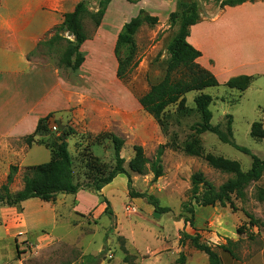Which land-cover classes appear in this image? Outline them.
I'll return each mask as SVG.
<instances>
[{
	"label": "rangeland",
	"instance_id": "obj_1",
	"mask_svg": "<svg viewBox=\"0 0 264 264\" xmlns=\"http://www.w3.org/2000/svg\"><path fill=\"white\" fill-rule=\"evenodd\" d=\"M81 1L67 0L68 9ZM137 1L111 2L97 28L90 15L98 11L99 0H86L89 14L83 25L88 40L81 47L87 63L84 71L81 68L73 71L59 63L67 40L74 41L68 33L60 32L63 39L51 45L48 42L53 34L49 33L32 54L36 63L57 67L63 78L84 91L87 110L78 119L50 118L31 144L28 136L12 141L11 152L0 158V186L6 184L1 183L4 172L17 166L18 173L10 189L13 193L22 189L26 168L51 161L53 142L62 134L66 136L74 160L76 181L83 187L92 184L96 177L108 175L115 167L111 134L125 140L121 155L127 170L136 145L142 146L147 158L153 160L160 146L175 142L183 147L191 140L193 126L200 120L194 103L199 92L187 94V113H179L177 105L167 110L166 132L139 104V98L166 76L170 60L168 48L178 31V26H171L170 15L181 14L183 3L198 6V15L189 18L191 31L209 23L207 33L215 47L227 45L231 37L238 44L264 38V0L246 3L240 9L222 7L225 0ZM140 10L157 17L158 23L143 25L134 36L133 44L122 45L116 53L118 35ZM238 19L251 23V30L247 32L250 40L241 37L243 32L236 25ZM229 26L230 32L224 33ZM196 34L188 39L192 45H196ZM201 57L198 63L205 69L208 65L207 70L214 74L216 68L212 59L203 58V54ZM119 62L125 69L122 79L117 76ZM98 66L100 69L96 70ZM247 76L255 80L244 92L227 87L228 81L204 90L213 99L212 124L221 133L207 132L199 137L203 158L166 149L162 157L163 177L154 180L152 173H131L133 190L146 194L147 198H131L128 178L120 175L100 192L86 188L75 195L59 194L56 201L50 203L32 199L15 207L0 205V264H140L165 251L179 254L182 250L185 253L192 250L191 240L185 239V235L199 234L195 225L185 224V218L190 219L191 213L183 212V205L190 202L192 175L200 171L216 186L231 177L211 168L205 158L212 155L238 161L246 172L251 168L252 158L235 148L240 146L264 160V140H256L250 134L253 123L261 122L264 127V73ZM230 116L232 134L227 132ZM53 122L58 131L51 129ZM260 187H264V176L247 189L244 200L234 201L237 210L229 205L195 208V219L198 216L206 235L218 233L235 237L237 244L247 250L242 255L245 258L264 252V202L257 199ZM148 197L168 210H156ZM105 200L110 202L113 215L106 214ZM157 211L161 213L159 218L153 216ZM247 214L252 216V223ZM239 228L242 233L238 232Z\"/></svg>",
	"mask_w": 264,
	"mask_h": 264
},
{
	"label": "trees",
	"instance_id": "obj_2",
	"mask_svg": "<svg viewBox=\"0 0 264 264\" xmlns=\"http://www.w3.org/2000/svg\"><path fill=\"white\" fill-rule=\"evenodd\" d=\"M113 1L99 0L98 11L90 15V18L93 19L97 28L100 27L107 8ZM128 1L131 3L138 2L137 0ZM257 1L259 0H225L222 2V7H236ZM182 5L183 11L181 14L174 12L170 15L171 26H178V31L168 48L170 60L166 76L161 82L151 86L148 92L139 98V104L145 112L156 120L163 128V131L166 132L164 119L167 110L177 105L179 113H187V94L190 92H199V95L194 99V103L195 111L198 113L200 120L193 126L194 135L192 139L187 141L183 147H180L175 142H169L166 145L160 146L153 160L147 158L142 146L136 145L134 146V156L128 165L129 170H127L125 168L126 161L121 155L125 140L117 135L111 134L110 137L115 154V167L108 175L96 177L92 184L83 187L76 181L74 160L70 154L66 136L62 134V136L53 142L54 158L47 163L27 167L23 177V187L14 193L10 187L15 181L18 167L11 166L6 184L0 186V205L15 207L32 199H39L50 203L55 202L59 194L75 195L86 188H94L97 192H100L104 187L110 185L119 175L127 176L128 191L131 198H147L146 194L136 193L133 190L131 173L138 175L152 173L154 180L163 177L164 168L162 157L166 149L181 150L190 156L204 157L203 145L199 137L207 132L215 134L221 133L220 129L212 124L213 113L210 107L213 99L210 95L204 93V90L218 87L219 81L214 74L198 63V59L202 56V53L188 40L191 35L189 18L198 15V6L194 3H183ZM88 14L86 0H82L75 6L72 12L65 15L64 22L50 32L53 36L48 42L49 45L63 39L59 34L60 32L68 33L69 36L74 38V41L67 40V47L60 56L59 61L60 65L70 68L73 71H78L85 62L81 47L88 40L83 25V20ZM158 21L157 17L151 16L144 10H140L136 17L124 25L118 35L115 52L117 53L122 45L133 44L134 36L143 25L155 26ZM122 65L123 63L119 62L117 76L120 79L125 77V69ZM254 80L255 78L253 76L242 75L231 78L226 83V86L244 92L250 88ZM50 118H52V114L40 119L36 131L27 137L29 144L32 143L35 136L43 132L44 124ZM227 132L232 134V116L229 117ZM250 134L256 140H264L263 123H253ZM235 148L251 156V168L245 172L238 161L212 155L207 156L205 161L211 168L231 177L220 186H216L200 171L192 175L190 202L183 205V212L187 211L191 213L192 217L190 219L185 218V224L189 223L191 227H194L196 207H215L217 205L227 207L229 205L232 209L237 210L234 201L244 200L247 196V189L253 183L259 182L263 178L264 160L253 155L247 148L240 146H235ZM148 199L156 210L160 212L168 210L160 208L158 201L153 197H148ZM257 199L260 202H264V187L258 188ZM105 203L107 204L106 214L113 215L110 202L105 200ZM247 216L251 219L252 223V216L248 214ZM238 232L242 233L240 228ZM185 239H190L195 249L205 253L209 258L210 264H222L220 251H228L225 245L213 246L202 242L199 235H185ZM175 264H188L185 252L179 254V258Z\"/></svg>",
	"mask_w": 264,
	"mask_h": 264
},
{
	"label": "crops",
	"instance_id": "obj_3",
	"mask_svg": "<svg viewBox=\"0 0 264 264\" xmlns=\"http://www.w3.org/2000/svg\"><path fill=\"white\" fill-rule=\"evenodd\" d=\"M243 5L235 8L240 9ZM75 6L68 9L67 0H0V158L11 152L12 141L32 135L40 119L51 114L52 118L62 121L78 119L87 110L82 89L63 78L57 67L36 63L31 57L39 44L64 22L65 15L72 12ZM236 25L243 32L241 37L244 36L245 41L250 40L251 35H247V32L251 30V23L238 19ZM210 26L209 23L196 26L189 39L197 33L196 45L193 46L202 52L203 58L212 59L216 68L214 74L220 83L238 75L264 73V38L238 44L231 37L227 45L215 47L210 43L211 35L207 33ZM227 28L224 33L230 32L231 26ZM86 65L85 62L81 66L82 71ZM99 69L98 66L96 70ZM93 72L91 77L94 76ZM10 168L1 176L2 184L7 181ZM195 229L201 235V240L213 246L227 247L228 251H220L222 264H264L263 251L245 258L242 255L247 250L237 244L235 237L218 233L206 235L198 216ZM179 254L165 251L146 258L140 264H175ZM186 255L188 264H210L208 256L195 248Z\"/></svg>",
	"mask_w": 264,
	"mask_h": 264
},
{
	"label": "built area",
	"instance_id": "obj_4",
	"mask_svg": "<svg viewBox=\"0 0 264 264\" xmlns=\"http://www.w3.org/2000/svg\"><path fill=\"white\" fill-rule=\"evenodd\" d=\"M51 129L53 130V131H58V126H57V124H55L54 122L51 124Z\"/></svg>",
	"mask_w": 264,
	"mask_h": 264
},
{
	"label": "water",
	"instance_id": "obj_5",
	"mask_svg": "<svg viewBox=\"0 0 264 264\" xmlns=\"http://www.w3.org/2000/svg\"><path fill=\"white\" fill-rule=\"evenodd\" d=\"M155 218H159L161 216V213H159L158 211L157 212H154V215H153ZM184 249V248H183Z\"/></svg>",
	"mask_w": 264,
	"mask_h": 264
}]
</instances>
